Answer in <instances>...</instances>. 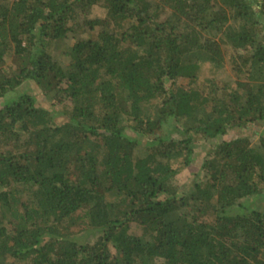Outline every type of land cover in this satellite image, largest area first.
Wrapping results in <instances>:
<instances>
[{"label":"trees","instance_id":"trees-1","mask_svg":"<svg viewBox=\"0 0 264 264\" xmlns=\"http://www.w3.org/2000/svg\"><path fill=\"white\" fill-rule=\"evenodd\" d=\"M0 99V264H264V0H0Z\"/></svg>","mask_w":264,"mask_h":264},{"label":"rangeland","instance_id":"rangeland-1","mask_svg":"<svg viewBox=\"0 0 264 264\" xmlns=\"http://www.w3.org/2000/svg\"><path fill=\"white\" fill-rule=\"evenodd\" d=\"M103 14V11L92 9L87 15L90 17L97 16ZM236 25V24H235ZM223 35L221 32L218 34L215 38H219ZM74 38H71L70 40L66 41L65 43L62 41L56 42V44L53 47V50L58 53H64V46L65 44L69 45L74 42ZM64 43V44H63ZM225 52V66L223 68H217L213 63H211L206 55H201L192 53L189 56L196 60L198 57L200 59L201 67L197 76V82L200 87L210 89L211 88V82H214L216 85L223 86L226 82L231 83L233 86L236 85L234 80H238L239 77L236 74L235 69L232 66V59L233 57H237L238 53L231 50L229 47H224ZM239 63L241 61L240 57L238 58ZM187 83V81H181V84ZM35 93V92H34ZM43 96L40 95V99ZM5 106V102L3 99H0V109ZM56 109V108H55ZM262 128H264V122H259L258 124ZM249 132L248 130H245V133ZM251 134H254L253 131L249 132ZM236 132H230L229 134L225 135L224 138L229 137H235ZM255 135V134H254ZM259 135H255L253 137V144L258 143ZM215 140H207V142L204 139H201L199 143V148L197 149V155L195 157V161L193 164L189 167H183L181 164L176 163L175 167H182V170L178 173L175 183L179 187L181 191H185L189 189V186L193 184L195 181H199L202 178L207 176V172L201 170V166L203 165L204 160L209 156V153H211L213 149V143ZM207 143V144H206ZM211 150V151H210ZM143 154V153H142ZM141 154V155H142ZM78 226L76 227V230H78ZM12 260L7 261V263H10Z\"/></svg>","mask_w":264,"mask_h":264}]
</instances>
